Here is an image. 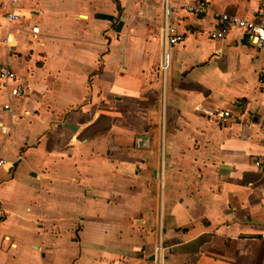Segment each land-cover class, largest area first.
I'll return each instance as SVG.
<instances>
[{
  "label": "crops",
  "instance_id": "obj_1",
  "mask_svg": "<svg viewBox=\"0 0 264 264\" xmlns=\"http://www.w3.org/2000/svg\"><path fill=\"white\" fill-rule=\"evenodd\" d=\"M165 1L0 12V65L24 88H0V264H152L160 240L166 264H264V48L210 37L264 0L206 16L168 0L185 39L163 72Z\"/></svg>",
  "mask_w": 264,
  "mask_h": 264
},
{
  "label": "built area",
  "instance_id": "obj_2",
  "mask_svg": "<svg viewBox=\"0 0 264 264\" xmlns=\"http://www.w3.org/2000/svg\"><path fill=\"white\" fill-rule=\"evenodd\" d=\"M264 1L262 2L261 10H259L260 22L254 20L242 19L237 16L220 13L216 15L218 28L210 33L213 39H225L228 33L233 29H238L243 33L247 41L257 47L264 48ZM186 12L196 16H206L210 11V4L206 0H196L193 3L184 5L182 7ZM0 12L9 22L18 21L21 14L18 10V0H0ZM176 12V8L170 6L168 0L165 1L163 25L161 28V43L163 46V57L160 63V69L165 72L169 66L168 49L182 43L185 39L183 34H180L175 27L170 23V16ZM34 34L39 32L37 27L33 28ZM0 88L9 89L13 96H22L24 88L22 85L16 83V77L13 69L6 64L0 65ZM9 109V106L5 107ZM219 122L221 125L228 123L231 118L229 111L221 112L219 115ZM6 160L0 152V167L5 166ZM257 164H260L258 162ZM152 264H166L167 247L160 240L155 247Z\"/></svg>",
  "mask_w": 264,
  "mask_h": 264
}]
</instances>
